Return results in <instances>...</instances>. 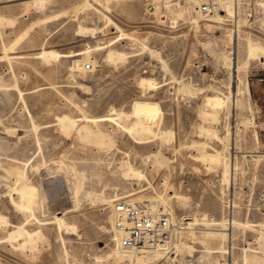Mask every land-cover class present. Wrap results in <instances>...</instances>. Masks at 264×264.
Segmentation results:
<instances>
[{
  "label": "rangeland",
  "instance_id": "rangeland-1",
  "mask_svg": "<svg viewBox=\"0 0 264 264\" xmlns=\"http://www.w3.org/2000/svg\"><path fill=\"white\" fill-rule=\"evenodd\" d=\"M164 1L169 0H44L40 5L35 0H0V151L9 153L0 152V158L12 163L9 148L20 144L17 158L30 159L24 170L35 191V216L45 223L29 220L25 228L40 230L41 238L35 248L20 251L16 242L22 239L9 234L26 215L10 202V195L15 202L18 198L8 192L13 177L4 173L8 183L0 186V213L7 224L0 228V264H128L126 258L113 259L114 202L136 204L174 194L183 196L185 204L169 200L173 217L195 218L196 223L191 227L194 240L188 233L175 241L191 246L192 252L179 253L173 263L264 264V239L258 236L264 233V0H239L237 20L225 17L221 24L196 15L198 23L192 24L176 16L175 2L183 5V0ZM109 49L123 58L108 60ZM42 50L59 57L45 64L37 55ZM75 60L91 69L76 73ZM142 78L151 79L156 88L139 86ZM183 85L194 93L184 95ZM217 93L227 97L226 109L208 122L204 99ZM141 100L158 105L160 127L173 135L169 145L154 135L139 141L113 122L96 126L84 119L108 115L126 126L134 120L132 104ZM60 117L76 120L70 132L56 122ZM84 125L88 134L78 130ZM201 126L228 138L222 143L208 139L199 134ZM151 128L158 133L156 125ZM98 130L107 139L101 137L103 146L94 137ZM190 141L205 142L207 151L216 149L228 157L232 169H227V182L221 167L198 161L196 151L184 147ZM158 156L162 164L154 159ZM126 163L144 178L125 179ZM49 181L61 186L53 197L46 191ZM124 192L135 195L113 197ZM232 193L234 207L227 212L225 201ZM53 216L65 219L70 228L59 231L49 224ZM232 217L241 223L230 240L206 241L207 228H224L209 221ZM220 247L225 252L212 253ZM169 251L145 264L168 263Z\"/></svg>",
  "mask_w": 264,
  "mask_h": 264
},
{
  "label": "bare ground",
  "instance_id": "bare-ground-1",
  "mask_svg": "<svg viewBox=\"0 0 264 264\" xmlns=\"http://www.w3.org/2000/svg\"><path fill=\"white\" fill-rule=\"evenodd\" d=\"M104 1V0H103ZM107 1V0H106ZM167 1V0H166ZM173 0H169L165 3V4H170L172 3ZM217 1V4H218V9L213 13L211 14L210 16L208 17H204L202 14L199 13V11L197 10V1L196 0H183L182 3L183 5H181L180 3L178 2H175V5L174 7H177V10H179L176 14L177 17H186L187 20H189V22H191L192 24H197V20L196 18H194L193 16H197L199 19L201 20H209L211 22H215V23H218V24H221L222 23V20H224L223 18L227 17V18H231L233 19L234 18V22L237 20L236 19V16H237V6H238V2L239 0H236V1H231V0H216ZM36 3H38L39 5L42 4L44 2V0H35ZM94 2V1H93ZM85 3L84 2V6H85ZM191 3H193V8L191 7ZM83 4H81L82 6ZM91 5V4H90ZM166 6V5H165ZM170 7V6H169ZM79 8V6H78ZM83 8V6H82ZM86 8L87 5H86ZM155 10H157L156 6H154ZM166 9V8H165ZM174 9V8H173ZM78 10V9H77ZM80 10V8H79ZM154 10V12H155ZM169 11H170V8H169ZM172 13V11H170ZM232 15V16H231ZM195 16V17H196ZM226 19V18H225ZM0 21H2V19H0ZM233 21V20H232ZM2 23V22H1ZM85 26V25H84ZM213 26V25H212ZM81 27V25H80ZM114 27L116 29H118L117 25L114 24ZM210 27V26H209ZM221 27V26H220ZM81 29V28H80ZM238 30V29H237ZM80 31V30H79ZM84 31V30H83ZM85 33V31H84ZM234 33V32H233ZM232 33V34H233ZM234 35V34H233ZM230 36V35H229ZM239 38V37H238ZM17 39V38H16ZM250 42V41H249ZM11 45V44H10ZM9 47V46H8ZM11 47V46H10ZM9 47V48H10ZM143 47V46H142ZM248 48V47H247ZM3 57L4 58H7V49L5 47H3ZM153 52V51H152ZM2 53V52H1ZM152 54V53H151ZM38 55V58L42 59L43 61H45V64H47L46 62L49 61V60H52V59H56L59 57L58 54L56 53H53L51 51H44L42 50ZM61 56H64V55H61ZM124 55H122V53H118L116 51H113L112 49H109V52H108V55H107V58L108 60H119L120 58L122 59ZM2 57V56H1ZM0 57V58H1ZM226 59V58H224ZM223 59V60H224ZM68 61V60H67ZM227 61V59H226ZM224 60V62H226ZM226 63H230L229 60L226 62ZM63 65V64H62ZM85 64L83 63V61H80V60H75L73 61V66L72 68L74 70H76V73L79 72H84L85 70ZM71 69V68H70ZM91 69V67H90ZM69 70V69H68ZM11 71V70H10ZM75 73V72H74ZM163 75V74H162ZM14 78V77H13ZM76 81V80H75ZM78 81V80H77ZM87 81V80H86ZM75 83V82H74ZM94 84V83H93ZM190 85H191V82H190ZM14 86V85H13ZM139 86H142V87H145L147 89H155L156 88V83H154L153 81H151V79H146V78H142L140 79L139 81ZM223 87V86H222ZM16 88V87H15ZM240 88V87H239ZM241 89V88H240ZM239 89V90H240ZM3 90V89H2ZM1 90V91H2ZM76 90V89H75ZM243 90V89H242ZM182 91L184 92L183 94L185 95L186 93H194L195 89H192L190 86L188 85H183V89ZM18 92V91H17ZM246 92V91H245ZM2 94V93H1ZM5 94V93H4ZM6 95V94H5ZM95 95V94H94ZM221 95V94H220ZM7 97V96H6ZM5 97V98H6ZM19 98V97H18ZM225 99L227 100V97L226 96H222L220 97L219 94H215V95H212V96H206L205 99H204V106L207 108V113H204V117L205 119H208L210 121H216L217 120V114L219 113V111H223L224 109H226V103H225ZM1 101V100H0ZM6 104V103H5ZM2 108V111H3V108H4V103H3V107ZM6 109V108H5ZM4 109V110H5ZM0 111V112H2ZM81 113V112H80ZM82 114V113H81ZM2 115V114H1ZM130 115L134 118L133 122L126 125V126H123V125H120L118 122H116V118L114 117H111V116H108V115H101V116H98V117H86L84 116V119L86 120V122L88 123H92L96 126H98L99 124H102L104 122H113L114 124H116L118 127H121L123 128L127 133H129L131 136H133V138L137 139V140H141L143 141L144 139H147L148 136L150 135H154V136H158L160 138V140H165L166 139V144L169 145V141H171L173 139V135L170 131L166 130V129H162L160 126L162 125V119H161V111L158 107V105L156 103H152V102H149V101H135L133 104H132V107H131V113ZM201 117H202V114L200 113ZM118 118H120L121 116H119V114H117ZM126 117V116H125ZM83 118V117H82ZM127 118V117H126ZM132 118V119H133ZM227 118V117H226ZM201 119V118H199ZM226 121V120H225ZM34 122V121H33ZM57 123H60L61 125L63 126H67L69 129L66 130V131H69L71 130L70 127H74L75 124H76V120H73L71 118H66V117H60L57 121ZM227 122V121H226ZM225 122V123H226ZM122 123H124V121H122ZM217 123V122H216ZM156 125L157 129L158 130V133L154 132L152 130V125ZM213 124V123H212ZM34 125V124H33ZM207 127V126H206ZM226 130L228 128V126H223ZM32 128V127H31ZM34 129L37 128V126H34L33 127ZM66 127H64V130H65ZM33 129V130H34ZM67 129V128H66ZM12 130V129H11ZM16 130V129H14ZM32 130V131H33ZM78 130H82V131H86L85 133L89 132L88 129H87V126L84 125L83 127H79ZM78 130H77V133H78ZM224 130V129H223ZM65 131V132H66ZM199 134L200 135H203L205 136L206 138L208 139H212V138H215L218 142H223L224 140H226L228 137H226L228 134L226 133L225 136L223 137H219L218 134H217V131L213 128H210V127H199ZM35 132V131H34ZM17 133V132H16ZM67 133V132H66ZM83 133V132H82ZM225 133V132H224ZM34 134V133H33ZM88 134V133H87ZM96 136L95 139H96V142L100 140V143L97 142L98 145L101 144V141H103L105 139V136H101L103 135V133H101V131H97L96 133ZM86 135V134H85ZM100 136V139H98L97 136ZM105 135V134H104ZM153 136V137H154ZM14 137V136H13ZM88 137L90 138V136L88 135ZM101 137H104L103 140ZM89 138L88 141H89ZM226 138V139H225ZM15 139V138H14ZM33 139V138H32ZM109 139V138H108ZM2 140V139H0ZM86 140V139H85ZM84 140V141H85ZM94 140V139H93ZM107 140V139H105ZM12 141V140H11ZM86 141V142H88ZM95 142V141H94ZM106 142H110V141H106ZM1 143V142H0ZM3 143V141H2ZM15 142H13L14 144ZM17 143V142H16ZM30 143V142H29ZM33 143V142H32ZM34 143L36 144V142L34 141ZM89 143H91L89 141ZM104 144V141L102 142ZM31 144V143H30ZM34 144V145H35ZM93 144V142H92ZM103 144H101L103 146ZM107 144V143H106ZM1 145V144H0ZM5 146L7 144H4ZM20 144L17 143V144H14L12 145L11 144V147L9 148L12 153H13V156L11 158V161L13 160L12 163H8L5 162L4 163V160L3 159V162L1 161L2 157H3V154L2 153H5V152H2L3 149H1L0 152L2 156L0 158V172L1 175H0V186L3 184H5L7 186V183L5 181V174H7V177H10L9 175H11L13 177V183L10 185V191L8 192H13L14 194H16L17 198H18V201L15 202L14 199H12L11 195L9 193H7L8 195H10V202H12L14 208L16 210H18L19 212H21L23 215H26L25 216V219L23 221V223H19L18 226H16L15 228V231H12L10 234H9V237L10 238H13V237H19L22 239V243H17L16 244L18 245V248L21 250L23 249H26V247H29L28 249H33L36 247L35 243L38 242V240L41 238V234H40V230L38 231H29L25 228V225L29 222L30 219H34L36 220V222L39 224V225H44V224H41L40 220H38L35 216V207H36V204L34 202V189L33 187L31 186H28L27 185V174L25 173V166H27V163L28 161L30 160L29 158H25L24 161L17 158V154L20 152ZM28 145V144H27ZM26 145V147H27ZM87 145V144H86ZM9 146V144H8ZM30 146V145H28ZM37 146V144H36ZM108 146V145H106ZM110 146V145H109ZM113 146V145H112ZM7 147V146H6ZM24 147H25V144H24ZM25 147V148H26ZM54 147V146H53ZM184 147L186 149H194L196 151V158L195 159H200L201 161H207L209 162L210 164H212L213 168H218V167H221L222 168V180H224V182H227L229 179H228V170L229 168L232 169V167H229V165H227L226 161H227V156L222 152V151H219V150H216V149H212V152H209L207 151V144L205 142H200V141H190L186 144H184ZM3 148V146H2ZM74 148V147H73ZM107 148V147H106ZM8 149V147L6 148ZM38 151L40 150V147L38 146ZM110 149V147H109ZM224 149V148H223ZM222 149V150H223ZM5 150V149H4ZM34 150V148H33ZM36 150V149H35ZM100 150V149H99ZM102 150V149H101ZM9 151V150H8ZM10 151V152H11ZM26 151V149H25ZM69 151V150H68ZM24 152V151H23ZM35 152V151H34ZM37 152V151H36ZM30 153V152H29ZM98 153V152H97ZM109 153V152H108ZM6 154V153H5ZM4 154V156H5ZM9 153H7L6 155H8ZM36 154V153H35ZM68 154V153H67ZM24 155V154H23ZM39 155V154H38ZM157 155V154H156ZM22 156V154H21ZM27 157V155H24ZM72 156V155H71ZM153 156V155H152ZM262 156V155H261ZM135 157V156H134ZM159 157V156H158ZM256 157V156H255ZM6 158V157H5ZM46 158V156H45ZM23 159V157H22ZM156 159L155 161L159 164L161 163L162 161H164V159L162 158H154ZM41 160V159H40ZM69 160V159H68ZM199 161V160H198ZM36 161H34L35 163ZM18 163L21 164V167L18 166ZM42 163V162H41ZM133 163V162H132ZM156 163V164H157ZM162 164V163H161ZM160 164V165H161ZM33 166V165H31ZM38 166V165H37ZM165 166V165H164ZM171 166V165H170ZM53 167V166H52ZM124 169H123V177L125 179H142L144 178V175L137 171L136 169H134L129 163H126L123 165ZM29 168V167H28ZM34 168H35V165H34ZM32 168L31 171H34ZM61 168V167H60ZM159 168V167H158ZM64 169V168H63ZM167 169V168H166ZM228 169V170H227ZM28 170V171H30ZM116 170V169H115ZM37 171V170H36ZM230 171V170H229ZM35 172V171H34ZM54 172V171H53ZM64 172V171H63ZM232 173V172H231ZM64 175V173H62ZM122 174V173H121ZM77 175V174H76ZM55 176V175H54ZM122 176V175H121ZM47 178V177H46ZM55 178H58L57 175ZM8 179V178H7ZM50 179H53L50 178ZM61 179V178H60ZM10 180V179H8ZM55 180V179H54ZM53 180V181H54ZM48 181V180H47ZM46 181V182H47ZM51 181V180H50ZM49 181V182H50ZM52 181V182H53ZM61 181V180H60ZM63 181V180H62ZM62 181L60 182V184L62 183ZM123 181V180H122ZM45 182V181H43ZM48 182V183H49ZM128 182V181H127ZM40 183V182H39ZM70 183V182H69ZM126 183V182H125ZM44 184V183H43ZM50 185L47 186V193L49 192L52 196V194H55L57 193V191L59 190V187L61 189V186L57 185V184H51V182L49 183ZM124 184V183H123ZM122 184V185H123ZM62 185V184H61ZM44 186L46 187V185L44 184ZM65 187V186H64ZM3 188V186L1 187ZM227 188V187H226ZM79 189V187H78ZM135 190V189H134ZM6 191V190H5ZM123 191V190H122ZM125 191V190H124ZM146 191V189H145ZM45 194V193H44ZM126 195L127 193L124 192L122 194H115V196L113 197H117V196H121V195ZM57 195V194H56ZM89 196V194H87ZM109 195V194H108ZM135 195V193H130L128 192V194L122 198H126V197H130V196H133ZM65 196V195H64ZM91 196V195H90ZM53 197V196H52ZM112 197V198H113ZM48 198V197H47ZM56 198V197H55ZM172 198H175L176 199V202L178 205L180 206H183L185 204V198L179 194H174L173 196H169L167 199H164V197L162 196H157L156 199H151V200H146L144 202H146V204H143L145 207H147L148 209L152 210V211H157L159 209V204L161 203L163 206H164V210L170 215V218L172 219V221H176L177 219H175V217H173L174 214H172V210H171V207L169 206V200L172 199ZM102 199V197H101ZM109 199V197H108ZM111 199V197H110ZM52 201V200H51ZM105 201V199H104ZM111 200H109L107 203H110ZM59 205V204H58ZM62 205V203H61ZM187 209V208H185ZM184 209V210H185ZM53 221L49 224H56L57 225V228L58 230H62V229H69L70 227L68 226V224L66 223V221H64L65 219H63L62 217H56V216H53L52 217ZM50 220V219H49ZM185 230L184 231H181L178 233V235L175 236L174 240L171 242V244L169 245L168 250H170V254L172 255V257H168L166 258V262L168 261V263L166 264H176V263H173L175 257L179 254V253H183L184 251L188 250L187 252L188 253H191L192 251V247L191 246H188L186 245V243H183V242H175L176 240H178L180 237H185L186 234L189 233L188 236H190L189 239L191 240H194V238L191 236L193 233V228L192 225H194L196 222V219H185ZM208 222V221H207ZM221 223L223 224V227L224 228H220V229H216V228H207V232L205 233V235H207V239L206 241L207 242H210V241H213L214 239H222V240H230V235H231V232L233 231H236V230H239L240 229V220L239 219H235V218H230L229 220H227L226 222L225 221H209L207 224L209 225H213V226H221ZM7 224V221L5 219L4 216L1 215L0 213V228H4L5 225ZM226 227V228H225ZM113 229H114V232L116 233V249L113 250V259H115L116 261H121L122 259L126 258L128 260V264H145L146 262H149V261H158L160 260L162 257H163V253L166 252V251H157V250H149V249H128V248H125L122 246L120 240H119V235H118V232H116L115 230V227H114V224H113ZM65 230V231H66ZM259 240L261 239H264V233H260L259 235ZM7 240V239H6ZM261 244H262V241H261ZM35 245V247H34ZM262 247V246H261ZM13 248V247H12ZM17 248V247H16ZM223 249L224 247H220V248H216L215 251H213L212 253H223L225 252V250H219V249ZM264 249V248H262ZM28 251V250H27ZM185 253V252H184ZM62 254V253H61ZM66 255V254H65ZM174 255V257H173ZM62 256V255H61ZM33 258V257H32ZM65 258V257H64ZM245 258V257H244ZM125 260V259H124ZM181 260V258H180ZM126 261V260H125ZM246 261V260H244ZM181 262V261H180ZM187 262V261H186ZM193 263V262H192ZM66 264V262H65ZM177 264H182L181 263H177Z\"/></svg>",
  "mask_w": 264,
  "mask_h": 264
},
{
  "label": "built area",
  "instance_id": "built-area-1",
  "mask_svg": "<svg viewBox=\"0 0 264 264\" xmlns=\"http://www.w3.org/2000/svg\"><path fill=\"white\" fill-rule=\"evenodd\" d=\"M197 10L208 17L218 9L216 0H196ZM236 1V0H231ZM86 69L90 66L86 65ZM232 181V188H233ZM233 193L227 197L228 212L234 207ZM113 224L123 247L128 249H149L166 251L179 232L185 230L184 218L172 221L164 209L152 211L142 203L131 204L117 200L112 208Z\"/></svg>",
  "mask_w": 264,
  "mask_h": 264
}]
</instances>
